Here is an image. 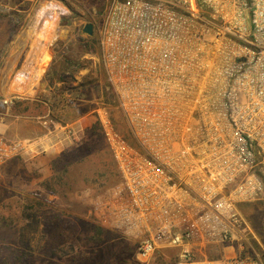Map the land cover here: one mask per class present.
<instances>
[{
  "label": "built area",
  "instance_id": "2783aa9c",
  "mask_svg": "<svg viewBox=\"0 0 264 264\" xmlns=\"http://www.w3.org/2000/svg\"><path fill=\"white\" fill-rule=\"evenodd\" d=\"M105 3L111 93L94 112L118 181L95 193L92 214L136 238L141 264L174 249L171 264H264L257 252L209 255L235 249L241 206L264 198V0ZM55 131L76 136L70 121ZM25 146L0 134V166Z\"/></svg>",
  "mask_w": 264,
  "mask_h": 264
},
{
  "label": "rangeland",
  "instance_id": "374dc122",
  "mask_svg": "<svg viewBox=\"0 0 264 264\" xmlns=\"http://www.w3.org/2000/svg\"><path fill=\"white\" fill-rule=\"evenodd\" d=\"M105 4L0 0V102L11 101L0 106V134L26 143L0 166V264H141L136 238L92 214V179L112 161L94 112L111 93L98 31ZM89 22L91 35L83 30ZM63 121L73 122L75 137L50 133ZM73 162L79 177L51 179ZM241 211L246 225L235 249L264 259V198ZM210 248L211 257L233 253ZM177 252L166 251L158 263H173Z\"/></svg>",
  "mask_w": 264,
  "mask_h": 264
},
{
  "label": "trees",
  "instance_id": "16d2710c",
  "mask_svg": "<svg viewBox=\"0 0 264 264\" xmlns=\"http://www.w3.org/2000/svg\"><path fill=\"white\" fill-rule=\"evenodd\" d=\"M91 154L86 155L85 157L90 156ZM101 163V162H100ZM77 163L73 162L70 163L68 167H64L63 169H61L60 171H58L56 174H54L51 179L56 182V181H61L63 183L66 184V182L68 181V175L71 176H80V173L77 175L75 172H77L78 168H75ZM105 165L109 166L108 170H104L103 173H98L95 177H93L92 182L96 183V186L91 187L92 189H94V192H99L101 190H103L104 188H106L107 186L115 183L118 181V175L115 169V165L113 163V161H106ZM74 168V169H73ZM108 178L110 179L108 181ZM89 180V179H87ZM66 181V182H65ZM51 189H53V187L51 186Z\"/></svg>",
  "mask_w": 264,
  "mask_h": 264
},
{
  "label": "water",
  "instance_id": "95a60500",
  "mask_svg": "<svg viewBox=\"0 0 264 264\" xmlns=\"http://www.w3.org/2000/svg\"><path fill=\"white\" fill-rule=\"evenodd\" d=\"M84 32L88 33V34H93L94 29H93V23L89 22L84 26Z\"/></svg>",
  "mask_w": 264,
  "mask_h": 264
},
{
  "label": "crops",
  "instance_id": "0c3cea01",
  "mask_svg": "<svg viewBox=\"0 0 264 264\" xmlns=\"http://www.w3.org/2000/svg\"><path fill=\"white\" fill-rule=\"evenodd\" d=\"M233 251L232 252H234V251H236V249H232ZM232 254V253H231Z\"/></svg>",
  "mask_w": 264,
  "mask_h": 264
}]
</instances>
